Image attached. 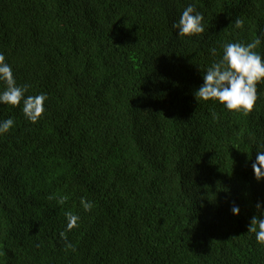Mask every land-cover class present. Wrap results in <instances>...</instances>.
<instances>
[{
    "label": "trees",
    "instance_id": "1",
    "mask_svg": "<svg viewBox=\"0 0 264 264\" xmlns=\"http://www.w3.org/2000/svg\"><path fill=\"white\" fill-rule=\"evenodd\" d=\"M189 5L205 31L181 39ZM256 38L264 57V0H0V53L47 96L36 124L0 104V264H264V84L248 117L195 97L224 44Z\"/></svg>",
    "mask_w": 264,
    "mask_h": 264
},
{
    "label": "clouds",
    "instance_id": "2",
    "mask_svg": "<svg viewBox=\"0 0 264 264\" xmlns=\"http://www.w3.org/2000/svg\"><path fill=\"white\" fill-rule=\"evenodd\" d=\"M204 16L192 5L187 6L179 21L173 25L178 30L181 39L192 38L204 33ZM235 28L243 29L244 21L237 18L234 22ZM261 44L260 39H253L248 44L240 42H229L223 45L222 57L213 62L204 72L203 85L196 91L195 97L198 102H216L233 115L248 117L255 110L259 99L258 85L264 84V57L256 51ZM211 53L216 55V49L212 48ZM0 82L5 88L0 92V104L9 107L22 105V112L27 120L36 124L43 118L45 113V94L28 95V85L18 86L14 78L13 70L5 62V56L0 53ZM214 119H218L215 112ZM14 126L12 119L0 121V135L8 133ZM257 181L264 180V151H258L256 162L252 165ZM49 199L54 197L49 196ZM67 197H60L58 203L63 205ZM84 211L89 212L94 205L81 198L80 201ZM257 210L261 205H256ZM232 212L239 216L240 210L237 206L232 207ZM67 231L61 232L60 236L65 242V251L75 248L68 242L67 232L78 227L80 217L72 212L66 213ZM248 233L255 234L259 245L264 246V219L253 217L248 228Z\"/></svg>",
    "mask_w": 264,
    "mask_h": 264
}]
</instances>
